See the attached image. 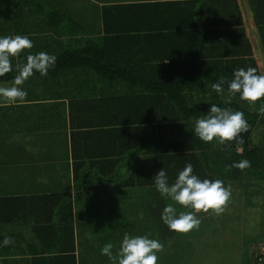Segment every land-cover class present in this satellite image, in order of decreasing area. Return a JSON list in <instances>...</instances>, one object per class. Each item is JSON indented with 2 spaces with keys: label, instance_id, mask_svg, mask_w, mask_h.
<instances>
[{
  "label": "trees",
  "instance_id": "obj_1",
  "mask_svg": "<svg viewBox=\"0 0 264 264\" xmlns=\"http://www.w3.org/2000/svg\"><path fill=\"white\" fill-rule=\"evenodd\" d=\"M247 1L259 54L234 0L115 2L102 8L101 40L79 43L69 17L49 9L44 0H0V36L27 35L32 41L31 49L11 60L13 65L24 62L29 52L56 56L47 75L34 72L25 80L24 102L34 96L35 102L54 98L48 90L51 84L70 82L69 94H62L71 113H84L89 119L98 115L113 130L122 155L128 151L130 157L147 159L150 173L130 176V185L141 183L138 178L153 187L151 178L161 167L171 183L191 163L201 179L264 189V143L252 144L254 130L264 125V114L238 97L226 104V95L211 89L217 77L231 79L234 69L252 67L264 75L258 66L261 59L264 62V0ZM39 21L53 24L57 30L50 31L55 34L42 30L46 25ZM14 75L10 71L0 76V83H12ZM35 82L43 85L39 92ZM210 103L244 113L249 127L240 134L242 144L204 143L192 133L195 120L207 114ZM241 159L250 167H231ZM120 160L131 166L129 160ZM26 202L0 197V208L23 212ZM61 213L71 215L72 208L63 206Z\"/></svg>",
  "mask_w": 264,
  "mask_h": 264
},
{
  "label": "crops",
  "instance_id": "obj_2",
  "mask_svg": "<svg viewBox=\"0 0 264 264\" xmlns=\"http://www.w3.org/2000/svg\"><path fill=\"white\" fill-rule=\"evenodd\" d=\"M44 1L49 9L69 17L79 43L101 40L103 6L143 0ZM234 1L259 54L248 1ZM48 21L39 22L46 25L42 30L53 36L54 31L50 30L57 29ZM258 66L264 71L262 59ZM35 83L37 92L43 89L42 84ZM0 85L7 87L11 83ZM70 88L71 83L61 79V85L54 83L48 89L54 98L50 95L35 102L34 96L31 102L20 104L0 99V197L27 201L23 212L0 208V238L7 235L12 241L0 247V264H110L100 248L111 242L116 254L121 235H132L120 231V224L126 220L132 223L131 231L135 229L137 235L157 239L163 245L157 264H215L214 256H207L214 246L207 239V231L201 232L200 238L195 233L175 236V232L171 236V230L160 219L163 207L171 201L162 197L155 186L144 185V180L137 178L141 183L129 184L130 176L150 173L147 159L130 157L128 151L122 155L117 137L110 133L113 130L102 124L98 115L89 119L84 113L72 114L67 96L62 94H69ZM122 157L131 166L122 162ZM121 183L129 187L124 188ZM226 186H230V197L239 202V213L250 205L243 190L253 189L263 198L258 186ZM63 206H70L72 214L61 213ZM196 215L200 217V227L205 220L215 221L211 212ZM232 234L227 239L238 238L234 243L236 251L224 264H253L264 242L244 243L242 232ZM180 246L184 247V256L190 253V257L179 256ZM189 249L191 252L187 253ZM179 258L183 259L176 260Z\"/></svg>",
  "mask_w": 264,
  "mask_h": 264
},
{
  "label": "clouds",
  "instance_id": "obj_3",
  "mask_svg": "<svg viewBox=\"0 0 264 264\" xmlns=\"http://www.w3.org/2000/svg\"><path fill=\"white\" fill-rule=\"evenodd\" d=\"M32 47V41L27 35L0 36V76L15 72L11 85L0 87V99L12 104L23 103L27 96L22 87L25 80L34 72L45 76L55 66L56 56L45 52L26 53L24 62L12 64L13 58ZM211 89L218 96L226 95V104L238 97L255 106L259 114H264V75L257 74L252 67L234 69L231 79L223 75L217 77ZM248 127L243 112L210 103L207 114L195 120L192 133L204 143L215 141L224 144L235 140L242 144L240 134L246 132ZM231 167L243 170L250 167V162L241 159L233 162ZM151 179L159 194L171 201L163 207L160 219L169 230L176 233H188L197 228L200 224V217L196 215L198 212H211L215 215L222 213L231 195L230 186H225L222 180L199 178L193 173L191 163H186L171 183L163 167ZM11 243L7 235L0 238V247ZM162 248L163 245L157 239L125 233L115 255L111 242L105 243L100 253L107 257L110 264H157V254Z\"/></svg>",
  "mask_w": 264,
  "mask_h": 264
},
{
  "label": "rangeland",
  "instance_id": "obj_4",
  "mask_svg": "<svg viewBox=\"0 0 264 264\" xmlns=\"http://www.w3.org/2000/svg\"><path fill=\"white\" fill-rule=\"evenodd\" d=\"M254 131L255 132H253L254 134L252 137L253 146H258L261 142L264 143V125H258L256 127V130ZM260 191L261 193L263 192V198L260 193H255V190L253 189H247L245 191H242L244 196L245 194L246 196H248L247 198L249 199L248 201L250 204L248 207L242 209V213L236 211V209L239 207V202H237V199L231 196L229 198V201L230 203L231 201L233 203L230 204L228 201L224 206L223 212L219 215L213 216L215 220L214 222L207 223L205 220L204 222H201L202 227L198 226L197 228H194L187 233L188 236L195 233V235L200 238V233L207 231V234L210 235L207 239L211 240V243H213L214 245H212L213 247L211 248L209 253H207V256H214L215 264L228 263L232 259L230 254L235 253L236 247L234 246V243L236 240H238L237 237L227 239L230 238L229 236L234 235L232 233L242 232L244 238L241 241H243L244 243L264 242V189H260ZM241 206H243V203H241ZM239 221L240 223H238ZM131 227L132 223L126 220L124 223L120 224V231H127L132 235H137V231L135 229H132L133 231H131ZM168 232H171V236L175 233L173 231ZM176 235L177 233L175 234V236ZM122 236L123 235H121V237ZM188 240L194 243L192 239L188 238ZM261 247L262 248H260L261 251H259V254H264V245H262ZM182 250H184V247L181 248L180 246V248H178V253L180 257L184 258L188 257V255L190 257V249L187 252L189 254H185V256ZM183 258H179L176 260H182Z\"/></svg>",
  "mask_w": 264,
  "mask_h": 264
},
{
  "label": "built area",
  "instance_id": "obj_5",
  "mask_svg": "<svg viewBox=\"0 0 264 264\" xmlns=\"http://www.w3.org/2000/svg\"><path fill=\"white\" fill-rule=\"evenodd\" d=\"M253 264H264V254H259L255 259Z\"/></svg>",
  "mask_w": 264,
  "mask_h": 264
}]
</instances>
